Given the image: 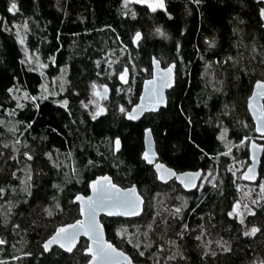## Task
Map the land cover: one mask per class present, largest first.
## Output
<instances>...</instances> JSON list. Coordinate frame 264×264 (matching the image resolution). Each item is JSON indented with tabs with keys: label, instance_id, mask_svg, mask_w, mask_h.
<instances>
[{
	"label": "trees",
	"instance_id": "16d2710c",
	"mask_svg": "<svg viewBox=\"0 0 264 264\" xmlns=\"http://www.w3.org/2000/svg\"><path fill=\"white\" fill-rule=\"evenodd\" d=\"M165 2L160 10L136 5L132 16L123 0H0V264H85L86 240L70 254L46 252L43 243L80 218L75 196L88 195L89 183L106 174L124 188L136 185L146 201L139 217H102L108 239L135 262L264 264V201L241 196L231 169L233 157L249 163L242 141L256 136L247 101L264 81V3ZM22 26L48 79L65 74L55 95L41 96L44 77L24 61ZM117 55L136 73L126 97L132 105L152 75L153 56L176 64L166 107L138 122L114 112L123 94L114 96L120 83L108 61ZM104 84L115 105L98 115L93 92ZM145 128L158 160L182 172L215 165L214 184L186 192L161 183L141 157ZM263 182L264 151L255 183ZM169 188L172 196L161 202Z\"/></svg>",
	"mask_w": 264,
	"mask_h": 264
},
{
	"label": "water",
	"instance_id": "95a60500",
	"mask_svg": "<svg viewBox=\"0 0 264 264\" xmlns=\"http://www.w3.org/2000/svg\"><path fill=\"white\" fill-rule=\"evenodd\" d=\"M264 3V0H259ZM142 38L140 31L136 32L132 42L138 45ZM152 76L143 81L142 91L138 102L125 112L128 121L138 122L145 114L158 112L167 105V91L176 83V64L163 67L155 56L151 60ZM118 82L126 86L131 79L128 67L117 75ZM111 89L104 84L100 89L94 90L99 99L108 98ZM247 108L255 124L256 134L264 137V81L258 80L253 87L247 101ZM104 105L99 106L98 115L106 113ZM114 153L118 154L123 147L122 140H114ZM144 151L142 160L146 165L153 166L157 179L166 184L173 178L186 192L198 189L204 175L202 168L177 173L175 169L158 160L156 143L151 128L144 130ZM249 164L241 174L244 182L253 184L260 176L261 159L264 145L251 139L249 142ZM89 194H77L74 198L79 205L80 218L72 223L59 226L55 232L43 243L46 252L58 247L65 253H72L82 240L87 241L84 253L89 257L85 264H139L124 250L118 248L107 237L102 217L107 218H136L143 214L145 198L136 185L122 187L116 184L108 175H100L89 183ZM263 264V263H258Z\"/></svg>",
	"mask_w": 264,
	"mask_h": 264
},
{
	"label": "rangeland",
	"instance_id": "374dc122",
	"mask_svg": "<svg viewBox=\"0 0 264 264\" xmlns=\"http://www.w3.org/2000/svg\"><path fill=\"white\" fill-rule=\"evenodd\" d=\"M136 5H145L147 6L149 9L151 10H160V9H164L166 2L165 0H123V7H124V15H132L133 14V10L135 9ZM1 16V15H0ZM19 39L20 42L22 43V47L25 51V58L24 61L27 64V67H29V69H35L41 76L44 77V85H43V89L41 92V96H49V95H55L56 92L54 91V85L57 84H61L62 83V77H64L65 74H58L57 76H55L53 81H50L48 79L47 76V63H45L41 58L37 59L36 54L32 53L28 46H27V33H26V28L25 27H19ZM123 56L122 55H117V56H112L109 61V73L110 76H113L114 74H118L122 71L121 67L123 65ZM137 67V65H136ZM120 69V70H119ZM136 74V73H135ZM133 75L131 73V79L128 85L126 86H122V85H118L117 86V91L115 92V97L117 95H121L123 94V100L119 101L118 103H115L113 101H115L114 98H107L104 100H99L98 97L97 98H93V103L95 104V111H98V108L100 105H104L106 108L108 106H110L111 104H114L116 107L113 108L115 109V113H125L127 110H129V108L131 107L132 104H130V101L128 102V100L126 99L127 95L133 92V88L131 87V84L133 82V79L135 78L136 75ZM62 76V77H61ZM135 81V80H134ZM123 87H127V90H124ZM60 88V87H59ZM95 88L100 89L101 85H97L95 86ZM94 88V89H95ZM125 92V93H123ZM112 101V103H111ZM59 103L61 105L66 106V101H59ZM222 139H227L226 134L223 133V135L221 136ZM251 139H255L256 141H258L259 143L264 145V137H261L259 135L256 134L255 137H251L250 139H248L246 142L242 141L243 145H247L249 147V142ZM242 145V146H243ZM232 151V144L228 147V149L226 150V153L230 154ZM235 157H233L232 160V175L233 176H237L239 178V180L242 183L237 182L236 186L238 187L241 196H243L244 198L249 199L252 203H254L255 205H260L263 201H264V186L263 184H249L244 182L241 179V174L242 172L245 170V168L248 166V164L246 163L245 159L242 160H237L234 159ZM218 175L217 172V168L214 166L210 167L208 170H206L204 172L203 177L200 180L199 183V187L197 189V191H201L203 188L214 184V180L216 179V176ZM264 183V182H263ZM174 190L169 188V190L167 191V193H169L168 195L163 194V196L160 198L161 202L168 200L167 198H169V196H172ZM177 196V195H176ZM175 196V197H176ZM179 197V196H177ZM152 199V198H151ZM155 204H157L156 200H155ZM164 203H161V205ZM141 226H138V228ZM138 236H141V231L140 229H138ZM133 239V238H132ZM137 236L134 238V240H132L136 245H138L140 243V241H137Z\"/></svg>",
	"mask_w": 264,
	"mask_h": 264
},
{
	"label": "flooded vegetation",
	"instance_id": "af4514ba",
	"mask_svg": "<svg viewBox=\"0 0 264 264\" xmlns=\"http://www.w3.org/2000/svg\"><path fill=\"white\" fill-rule=\"evenodd\" d=\"M163 66V65H162ZM163 67H166V66H163ZM152 76V75H151ZM150 76V77H151ZM149 77V78H150ZM167 93H168V91H167ZM139 95H140V93H139ZM168 95V94H167ZM99 99V98H98ZM104 99H107V98H102V99H99V100H104ZM138 99H139V97H138ZM138 101V100H137ZM167 101H168V98H167ZM134 105V104H133ZM133 105H131V107L133 106ZM101 106V105H100ZM167 106V105H166ZM130 107V108H131ZM129 108V109H130ZM128 111V110H127ZM146 129V128H145ZM144 151V150H143ZM143 153V152H142ZM141 157H142V155H141ZM150 166V165H149ZM152 168H153V166H151ZM169 167H171V166H169ZM171 168H173V167H171ZM173 169H175V168H173ZM176 170V172L177 173H180V172H182L181 170H177V169H175ZM166 184H168L170 187H175V186H180L182 189H183V187L177 182V180H176V178H173L172 180H170L169 182H167Z\"/></svg>",
	"mask_w": 264,
	"mask_h": 264
}]
</instances>
